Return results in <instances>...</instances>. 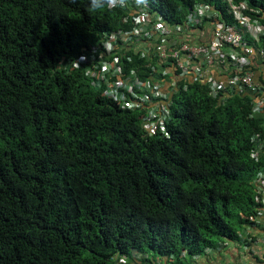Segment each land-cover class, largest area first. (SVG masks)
<instances>
[{
    "label": "trees",
    "instance_id": "1",
    "mask_svg": "<svg viewBox=\"0 0 264 264\" xmlns=\"http://www.w3.org/2000/svg\"><path fill=\"white\" fill-rule=\"evenodd\" d=\"M264 13V0H237ZM205 3L148 0L170 24ZM121 8L88 0H0V264H193L235 241L255 213L248 97L221 102L193 83L173 96L166 133L145 135L82 70H57L105 32L129 28ZM228 18V17H227ZM229 19V18H228ZM133 56L126 69L142 76Z\"/></svg>",
    "mask_w": 264,
    "mask_h": 264
},
{
    "label": "built area",
    "instance_id": "2",
    "mask_svg": "<svg viewBox=\"0 0 264 264\" xmlns=\"http://www.w3.org/2000/svg\"><path fill=\"white\" fill-rule=\"evenodd\" d=\"M221 2L229 19L213 6L198 3L183 22L170 24L151 12L148 4L137 9L130 0L127 8H121L128 12L123 22L129 28L103 33L88 50L59 62L56 68L67 73L82 70L90 85L121 109L141 112L144 134L149 136L165 135L173 96H179L193 83L206 86L208 95L221 102L248 97L251 115L263 116L264 13L237 0ZM133 56L146 62L142 76L136 68L126 69ZM251 141L254 148L250 158L259 162L264 154V138L254 135ZM253 184L256 209L250 216L241 215L245 228L264 217V165ZM235 242L250 245L248 229L238 232ZM221 247L217 244L201 256ZM166 262H173V257L166 258ZM114 264H127V260L119 258Z\"/></svg>",
    "mask_w": 264,
    "mask_h": 264
},
{
    "label": "crops",
    "instance_id": "3",
    "mask_svg": "<svg viewBox=\"0 0 264 264\" xmlns=\"http://www.w3.org/2000/svg\"><path fill=\"white\" fill-rule=\"evenodd\" d=\"M242 229H248L249 235L252 237L250 245L244 247L235 241L225 240L218 243L222 245L221 249L201 256L193 264H264V217L258 218L256 224L246 228L243 226ZM158 260H154V264H167L166 258ZM132 264L137 263L133 262Z\"/></svg>",
    "mask_w": 264,
    "mask_h": 264
},
{
    "label": "clouds",
    "instance_id": "4",
    "mask_svg": "<svg viewBox=\"0 0 264 264\" xmlns=\"http://www.w3.org/2000/svg\"><path fill=\"white\" fill-rule=\"evenodd\" d=\"M72 3H77V0H71ZM130 0H88V9L90 11H99L105 7L112 9L116 7L127 8ZM137 9L146 7L148 0H133Z\"/></svg>",
    "mask_w": 264,
    "mask_h": 264
}]
</instances>
